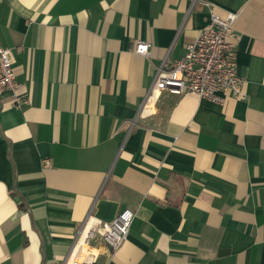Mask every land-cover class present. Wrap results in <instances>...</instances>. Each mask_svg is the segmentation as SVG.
Listing matches in <instances>:
<instances>
[{
	"label": "crops",
	"instance_id": "obj_1",
	"mask_svg": "<svg viewBox=\"0 0 264 264\" xmlns=\"http://www.w3.org/2000/svg\"><path fill=\"white\" fill-rule=\"evenodd\" d=\"M211 9L239 13L248 98L163 91L141 114ZM0 45L20 84L0 95V264H68L126 207L118 249L90 241L100 264H264V0H0Z\"/></svg>",
	"mask_w": 264,
	"mask_h": 264
},
{
	"label": "built area",
	"instance_id": "obj_2",
	"mask_svg": "<svg viewBox=\"0 0 264 264\" xmlns=\"http://www.w3.org/2000/svg\"><path fill=\"white\" fill-rule=\"evenodd\" d=\"M238 16L236 12L221 16L210 10L207 24L193 41L187 43L185 54L173 61L165 58L158 65L141 114L149 111L163 91L221 103L227 94L238 99L248 98L244 89L247 78L237 69L239 35L234 23ZM150 48L151 43L144 40H138L134 46L135 52L141 55H148ZM13 62L12 49L0 45V95L6 90L15 92L20 87ZM16 103H20V97H16ZM44 165H50V159H44ZM134 217L135 211L126 207L111 220H94L89 227L90 220L86 222L83 233L73 245L68 264H100L91 239L99 236L108 248L118 249L128 238Z\"/></svg>",
	"mask_w": 264,
	"mask_h": 264
}]
</instances>
